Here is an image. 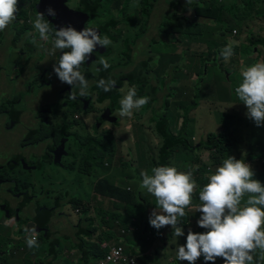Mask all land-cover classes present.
<instances>
[{
    "label": "rangeland",
    "instance_id": "1",
    "mask_svg": "<svg viewBox=\"0 0 264 264\" xmlns=\"http://www.w3.org/2000/svg\"><path fill=\"white\" fill-rule=\"evenodd\" d=\"M65 1L70 11L78 12L83 0ZM79 1H81L80 4ZM173 1L177 0L167 3L164 0L153 1L156 10L149 22L147 32L138 40L137 37L142 32L141 23L145 20V10L140 0H104L103 8L97 17L93 18L92 14H87L90 16V22L85 27H94L97 30L102 28L101 31L98 30L99 34L107 35L112 44L106 48L107 54L100 55L93 52V59L84 63L81 71L88 81L89 95L82 99H77V96L73 99L70 94L71 86L61 83L53 70V65L59 60L60 51L53 49L51 36L47 42L41 41L33 29L32 21L36 16L34 9L39 0H19L20 11L16 20L9 25L6 32L0 31V171H2L0 172V202L13 205L17 200L24 198L23 196H27V191L22 188L27 182L26 185L31 190L28 191V194L32 200L22 209L23 214H26L31 208L32 210L37 207L42 209L48 205L54 207L59 201L62 203L57 208L54 218L57 219L60 214L66 213L68 219L75 220L76 213L68 201L70 195L66 196L67 192L70 191L71 195L87 192V196L84 198H89L93 191L92 187H94V184L91 187L88 177L77 173L80 172L77 168H80L85 160L83 153H80L76 159L73 157V153L78 149L75 141L78 134L82 137L91 136L102 140V150H104L105 156L100 157L96 165V171L100 172L101 176L105 174L101 172L104 167L102 163L111 159L112 147L115 146L116 153L111 159L112 163L108 162L111 165L109 169L112 171L109 177L111 183H115L124 176V171H129L130 174L138 178L139 172L147 165L149 166L153 156L154 167L166 165V160L173 156L174 160L171 166L181 172L192 171L198 185L194 190L192 203L195 204L199 201V192L208 182L207 175L214 172L219 165L213 158L214 151L205 147V144H208L207 135L210 132H218L217 130L224 125L223 113H227L228 108L223 105L218 106V104L224 103L233 107L232 103L236 99L235 88L243 79L242 69L264 61V0H252L250 3L246 0H235L233 5V0H192L193 2H203L205 5H201L212 7L214 10L222 9V12L218 14L220 16L216 15V20H220L195 17L191 7L186 8L185 11L183 8H179L176 15H183L188 19V22L185 23L181 35L174 32L164 34L170 38V42H168L160 31V25L163 19H171L167 17L166 13L169 12ZM180 1L186 3V0ZM33 3H35L34 7ZM124 3H127V14L132 16L124 18V20L132 19L133 23L130 26L119 25ZM29 4L31 5L28 6ZM75 5H79L78 9L75 8ZM24 12L27 18L20 16ZM186 14L187 16H185ZM112 21L119 22V27L118 25L107 26ZM194 24L198 26L190 27ZM202 26H205L206 31L203 32ZM233 29L238 31L235 37H231ZM33 37L36 38V44L32 43ZM239 37L242 41H246L247 45L240 44ZM155 42L158 44H154ZM209 42H213L214 45L210 46ZM228 44L239 47V49L229 61L225 62L220 57L219 49ZM130 48H133V60L129 56ZM241 50H244L243 57L238 55ZM210 53L212 57L208 60ZM101 57L107 59L110 64L109 70L125 69L126 67V71H135L139 63L148 62L147 68L142 66L138 71L143 76H149L150 80L155 77L152 83L155 85L154 91L156 87L158 88L156 99H150L149 103L139 111H135L131 118L118 117V110H116L111 113L112 119L109 122L103 120L99 124V119L109 112L111 106L109 100L100 101L96 94L97 89L93 88L94 78H97L102 66L99 64ZM221 64L224 66L221 67ZM218 80L221 82H217ZM227 81L229 82L227 83ZM121 85L120 88L114 89L120 99L127 91V87L135 86L138 95L143 92L140 81L134 84L124 81ZM164 85H168V88L165 89ZM74 91L78 95L79 86H76ZM179 91L182 93L180 94ZM195 100L198 101L197 106L188 111L187 134L185 131V137L191 138L192 141H188L186 146L181 145L178 151L165 150L166 141L159 133L160 118L158 113H163L172 121V124L166 122L165 125L177 134L182 130L184 122V116L181 115L185 110L182 109ZM57 101L62 103L61 110L55 114L44 113L47 121L43 124L41 121L42 108ZM68 102L72 104H68ZM233 109L237 111L236 115L240 113V109L245 112L236 121V134L242 141L233 150L232 156L250 164L255 173L253 178L256 179L258 175L257 180L264 185V158L251 160L247 156L248 147L255 143L256 137L261 136V143H264V126H257L252 119L246 116L247 108L244 103H239V107ZM140 125L144 127H140ZM101 126L103 127L100 132L94 131ZM122 126L129 127V132L121 130L116 132V128ZM29 130L33 131L29 133ZM92 134H96V136ZM64 137H69L72 141L62 144L61 141ZM79 141L83 142L84 140L80 139ZM249 142L250 144H248ZM240 144L241 148H239ZM188 149L192 150L189 155H187ZM164 150L166 155L163 157ZM64 151V155L61 156ZM58 156L61 157L56 158ZM7 160H18L17 162L21 165H16V167L19 170H22V163L25 162L42 163L46 168L43 173L37 171L31 174L30 178L24 179L18 170L12 171V167L6 170L3 168L2 163L5 164ZM26 172L27 170L23 171L24 174ZM202 176H204V184H200L198 181ZM16 184H18L17 187H15ZM130 184L131 182L126 186H130ZM144 195L142 197H147L146 192ZM115 202L117 201L114 200ZM133 211L136 210L133 209ZM11 214H13L11 221L15 223L19 215L15 211H12ZM6 216V209L0 203V218L5 219ZM20 217L22 216L20 215ZM196 217H200V214L188 216L185 226H188L192 222L191 220ZM182 221L183 218L180 222ZM25 224L28 225L29 230L35 229L34 235L38 239L39 232L36 231L38 227L36 223L28 224L26 221ZM150 227L151 229H149ZM23 228L26 229L27 226L25 225ZM145 228L148 229L147 232H145ZM163 228L166 230L155 238L153 233L157 229L148 223H143V228L139 225L131 226L126 237L124 230V232H118L119 235L112 240L120 242L124 248L135 249L136 256H138L137 264H189L187 261H179L176 258V251L180 246L177 241L182 238L183 241H186L189 229L182 227L184 235L173 237L171 226ZM49 229L51 240L55 241L58 236L62 235V231L73 232V229L61 230L54 225H51ZM196 229H200V227L191 230ZM20 230L19 224L12 228H2L0 229V239H6V244L9 245L12 243V235H20ZM165 232L167 233L165 234ZM44 234H48V230ZM162 236L164 237L161 238ZM128 237H130L132 245L128 241ZM158 238H161L160 243ZM134 242L151 244V256L147 261L138 253L139 249L133 247ZM38 244H40V248L35 250L34 255L39 264H61L67 260L59 252L52 255L49 243L39 240ZM136 245L139 246V244ZM139 247L142 250L146 249L143 245ZM68 250L70 254H73L70 246H68ZM146 257L148 258V256ZM74 258H77L75 254ZM258 258L259 255L256 254L255 260ZM195 264H206L203 256Z\"/></svg>",
    "mask_w": 264,
    "mask_h": 264
},
{
    "label": "clouds",
    "instance_id": "2",
    "mask_svg": "<svg viewBox=\"0 0 264 264\" xmlns=\"http://www.w3.org/2000/svg\"><path fill=\"white\" fill-rule=\"evenodd\" d=\"M186 3L191 5L192 0H186ZM19 11V0H0V31H5L16 20ZM46 14L51 17L57 15L56 10L49 6L44 12H37L32 25L41 41L47 42L51 36L53 49L61 53L53 70L61 83L71 86L73 99L77 96L76 86H79L78 95L87 97L89 85L81 68L98 47L106 49L112 41L107 35L101 36L94 27H83L79 31L71 24L53 27L45 19ZM193 14L195 16V12ZM32 43H37L35 37ZM219 54L225 62L229 61L234 55L233 45H226ZM99 64L105 70L110 67L104 57L99 59ZM241 76L242 82L235 88V93L247 108L246 116L257 126H264V61L242 69ZM115 85V80L110 78L97 82V87L105 92L111 91ZM150 99L149 96H138L135 86L127 87L119 101L117 116L131 118ZM254 175L250 164L233 156H228L207 175L208 182L200 190V204L195 208L200 213L198 226L207 231L188 230L186 243L176 251L179 261L195 264L203 256L206 264H214L217 258H223L224 264H257V252L264 260V185L254 179ZM141 177L139 189L156 198L158 211L151 212L150 226L157 230L171 226L175 237L183 236L180 221L186 216V209L198 187L192 171L181 172L174 166L162 165L151 168V174L142 172ZM25 231L28 233L27 246L38 247L35 229ZM111 243L109 241L113 246Z\"/></svg>",
    "mask_w": 264,
    "mask_h": 264
},
{
    "label": "trees",
    "instance_id": "3",
    "mask_svg": "<svg viewBox=\"0 0 264 264\" xmlns=\"http://www.w3.org/2000/svg\"><path fill=\"white\" fill-rule=\"evenodd\" d=\"M119 1V0H116ZM143 8H144V16H145V20L141 23V30L142 32L138 35L137 40L140 39L141 37H143L145 35V33L148 30V25L149 22L153 16L154 10L155 9V2H153L154 0H140ZM172 0H164L165 3L170 2ZM247 2H251L252 0H246ZM235 3V2H234ZM147 4V5H146ZM203 2H193L191 5H188L187 3H184L183 1H173L171 8L169 7V12L166 13L167 17L171 18V19H163L161 25H160V31L163 35V37L165 38V40H167L168 42H170V38L168 36H165L164 34L166 33H172L174 32L177 35H181L183 29L185 28V23L188 22V19H186L183 15H176L178 13L179 8H183V10L185 11L186 8L191 7L193 8L192 11L195 12V17H200V18H204V19H211L213 18L215 21H219L216 20V15H218L219 13H221L222 9H212V7H205ZM31 4H29L28 6H30ZM35 3L32 4V6L34 7ZM104 5V0H83L82 1V6L81 9L84 11H88V13L92 14L93 18L97 17L100 13V11L102 10ZM127 3H124L123 8H122V14L121 17L119 18V20L121 21L120 24L117 21H112L111 23H108L107 26H116V25H126V26H130L133 21L131 18H127L124 20L125 17H132L131 15L127 14ZM173 13V14H172ZM22 18H27L26 13L24 12L22 15H20ZM187 16V14L185 15ZM220 16V15H218ZM200 24V23H197ZM118 25V27H119ZM201 25V24H200ZM196 24L191 25L190 27L196 28ZM112 28V27H111ZM203 28V32L206 31L205 26H202ZM98 30H102V28H99ZM170 30V31H169ZM236 29H233V31ZM232 31V32H233ZM237 31V30H236ZM3 32H6L3 31ZM99 32V31H98ZM238 32V31H237ZM154 44H158V42H155ZM210 46H213L214 43L213 42H209L208 43ZM239 47H233L234 53L238 52ZM220 50V49H219ZM108 52L104 53L107 54ZM101 54V55H104ZM132 54H133V48L129 49V56L132 58ZM214 54V53H213ZM212 57V54L210 53L208 60H210ZM88 61H86L85 63H87ZM147 63L148 62H142L139 63L136 68L135 71H126V67L125 69H121V68H116V69H103V67L101 66L99 69V75L97 76V78H94L95 81V85H93V88L97 89L96 94L99 96V100L100 101H105V100H109L111 102V106L109 108V112L104 114V116H102L99 119V124L103 121V120H107V122H109L112 118V112L118 110V101L120 99L119 94L117 93V91H115L114 89H118L120 88L122 85L121 83L124 81H129L131 82V84L137 83V82H141L142 83V87H143V92L141 94H139L138 96H149L151 99H156L155 95L156 92L158 90V88L156 87L155 89V85L152 83L153 79H149V76H143L138 69L141 68L142 66H145L147 68ZM224 66V64H221V67ZM119 69V70H117ZM113 79L116 82V85L114 88H112L111 91L105 92L102 88L97 87V82L100 79ZM167 83V82H166ZM165 83V84H166ZM165 89L168 88V85H164ZM180 94L182 93V91H179ZM83 97H80L79 95H77V99H82ZM197 100L192 101L191 104L185 106L182 110H185L184 113H182L181 116H184V122H183V126H182V130L175 134L173 133L172 130L169 129V126L165 125L166 122H170L172 124V121L169 120V118L167 116H165L163 113H158V117L160 118V125H159V133L160 135L165 139L166 141V146L165 150L169 149L171 152L174 151H178L181 145L186 146L188 141H192L191 138H186L185 137V131L187 134V124H188V111L191 109H194L197 106ZM68 104H72L70 102H68ZM62 108V103L60 101H57L56 103L50 105V106H45L44 109L46 110V112H51V114H55L58 113ZM174 114H176V112L173 109ZM111 114V115H110ZM92 116V115H91ZM238 118H236L233 114H229V113H223V120H224V131L221 132H210L207 135V139H208V144H205V147L208 150H213L214 151V159L216 161L217 164H221V162L226 159L228 156L231 155V153L233 152L234 149H236L240 143V138L238 137V135L236 134V129H235V124H236V120ZM255 123V122H254ZM103 126L99 127L98 129H93L95 132H100V130L102 129ZM93 136H96V134H92ZM255 135V132H254ZM30 136V135H29ZM261 136L256 137V141L254 144H250V142L248 144V158L251 160L257 159V158H264V143H261ZM83 139V142H80L79 140ZM68 141H72L71 138L69 137H64L62 139V144H65ZM76 141V146H77V154L78 153H83L85 156V160L83 162V165L78 169L80 172V175L83 176H87V177H93V175H96V165L98 164V159L100 157L105 156V152L104 150H102V140L100 141V139H98L97 137H91V136H87V137H82L80 134H78V138L75 139ZM241 147V144H240ZM163 151L162 156L164 157L166 155V151ZM192 150L188 149V154H190ZM116 153V148L115 146L112 147V151H111V156L110 158H114ZM64 154V152H63ZM62 154V155H63ZM186 155V156H187ZM111 159L108 162H111ZM106 162L102 163V166H104ZM112 163V162H111ZM37 170L39 173H41L43 171V169L45 168V164H37ZM24 166H27L24 164ZM11 169L13 170H17L18 167H16V164L11 163ZM108 168L105 167L104 170H107ZM202 169V168H201ZM26 170V168L24 169ZM31 173H33V171H30ZM260 177L263 179V176ZM259 176H256V179H258ZM200 184H204V176L200 177L198 179ZM109 183L111 184V182L109 181ZM28 184L27 182L24 183V185L22 186L24 191H27V196H23L24 198L17 200L16 202H14V205L12 204H8V203H2V205L4 206V208L7 210L6 213L8 215V217L10 218L11 216V212L12 211H22L23 208H25L28 204V202L30 200H32L29 196V192L31 191L30 188H28ZM30 184V183H29ZM110 184H108L107 181H100L97 183L96 185V191L101 194L102 197L106 196V197H115V198H121L122 200H124L127 204H130V199L129 198H125L121 195V193H126L122 190L121 187L118 186H111ZM18 184H16L15 187H17ZM21 185V183H20ZM69 202L71 203L74 211L76 214L80 213L81 216L86 217V219L88 220L87 222V226L88 228L85 227V229H80L79 231H77V236L79 233L81 232H88L91 231L92 233H94L97 229L94 220L92 217H90L87 213V211L91 210L90 207V202L84 200L81 197H77L76 195H71L70 192H67L66 196H69ZM59 199V198H58ZM56 199V200H58ZM66 201V200H65ZM64 202V201H63ZM62 202L59 203V201H57L56 206H59ZM42 206V205H41ZM129 207V212H131L134 209L133 205H128ZM35 214L33 215V217L30 219L32 220V222L36 223V224H41L42 225V229L38 231L39 232V240H41V242H47L49 243V249H50V253L52 255H56L59 252V249H57L56 245H55V240H51V234H50V229H47L45 227H47V223L48 221L53 217L54 214V210L52 208L51 205H48L46 207H42V209H39L37 207V209L34 210ZM11 219L6 220V222L8 223ZM15 222H18V224L21 226V230H20V235L22 236V239L25 237L26 235V231L23 228V226H27L26 221L21 220L20 218H18V220H16ZM139 223V226L143 228V224L142 222H136L133 223L129 218H128V211H126L123 214H116L114 217L111 218L110 223L108 224V230L105 231V236H108V239L111 241L114 236L118 233V229H124L125 230V234L124 236L126 237V233L129 230V228L131 227V225H136ZM182 223V222H180ZM7 225V224H6ZM137 226V225H136ZM125 227L127 228V231L125 229ZM49 228V227H48ZM48 230V234H44L45 231ZM207 231V229L201 228L199 230V232H205ZM101 235H104V231L102 232ZM22 239L20 241L17 240H11L12 244H11V251L14 252V248L13 246H15V250L20 252L22 251L21 248L23 246V241ZM66 240L69 241V238L67 237L65 239V241L63 240L62 242V246L64 247V243H66ZM130 240V237H128V241ZM6 239H0V249L1 250H8L9 251V245L6 244ZM59 239L56 241L59 243ZM117 245H122V244H117ZM72 246V245H71ZM75 247V245H74ZM68 248V246H67ZM78 248L80 249L81 252H86L85 253V259L82 261V263L84 264V262H86V264H94L96 262V259H99L103 256H105L108 251L107 249L105 250H101L99 247H94V246H90V247H85L83 245V241L79 243ZM131 249L129 247L125 248V251L127 254H131L128 252V250ZM132 252H136L135 249H133ZM89 256H88V255ZM257 254L259 255V252H257ZM0 264H6L5 260H3V257H0ZM208 264H212V262H208ZM214 264H224L223 258H217L214 262ZM264 264V262L262 263Z\"/></svg>",
    "mask_w": 264,
    "mask_h": 264
},
{
    "label": "crops",
    "instance_id": "4",
    "mask_svg": "<svg viewBox=\"0 0 264 264\" xmlns=\"http://www.w3.org/2000/svg\"><path fill=\"white\" fill-rule=\"evenodd\" d=\"M234 2H235V0H233L232 5ZM238 40L240 41V44L244 43V45H247L246 41L241 40V37H239ZM243 53H244V50H241L238 55L243 57ZM217 82H221V81L218 80ZM228 82L229 81H227V83ZM239 103H243V102H241L239 100L238 96L236 95V99H235L234 103H232V104H234L233 107H230L228 104H224V103H219L218 106L223 105L224 107H227L229 110V111L227 110V113L233 114L236 118H238L239 116L243 115V113L245 112L244 110L240 109V113L238 115H236L237 111H234L233 108L239 107ZM230 109H231V111H230ZM140 127H144V126L140 125ZM119 130L129 132L130 129H129V127L126 128V126H122V127L116 128V132ZM223 130H224V126L221 127V129H218L217 131L221 132ZM126 138H127V140L129 139L127 134H126ZM241 141L242 140H240V143H241ZM159 142L160 141L158 140V144H159ZM243 142L245 143V141H243ZM239 148H241V147H239ZM232 154L233 153H231L230 156H232ZM79 156H80V153H78V154L76 152L73 153L74 159L78 158ZM173 160H174V157L170 156L169 159L166 160V166H171V163L173 162ZM119 162L122 163V161H120V160H119ZM154 165H155V161H154V156H153L150 159L149 166L147 165L146 168L142 169L139 172L138 178H136L135 176L130 174L129 171H124V174H123L124 176L120 177L119 179L117 178L118 180L115 183L110 184L109 183V177H110V174L112 173V171L109 168L111 167V165H109L108 162H106L104 164L102 171H101V172L105 173L104 176H101L100 172L96 171L97 172L96 175H93V177H88L89 182L91 184V187H92V184H94V187H92L93 191H92L91 196L89 198H84L87 196V192H85L84 194L81 193L80 195H76V196L81 197L84 200L90 202L91 210L87 211V213L90 217L93 218L94 223L97 227L96 231L94 233H92L91 231H88L87 233L81 232L77 236V231H79L81 228L85 229V227L87 226V222H88L86 217L81 216L80 213L76 214L75 220H72L71 218L68 219V215L66 213H64V215L60 214V217H58L57 219L54 218L55 215H53V217L48 221L47 227H45V228L49 229L51 225H54L55 227H58L61 230L73 229V232L72 231H68V232L62 231L61 232L62 235L58 236V238H57V240L58 239L60 240L59 243L56 242L57 240L55 241V245H56L57 249H59V253L63 254L64 259H67V260H64L63 263L61 262V264H75V263L83 264L82 261L85 259L84 256H85L86 252H84V251L81 252L80 249L78 248L79 243L82 241H83V245L85 247L94 246V247H99L101 250L107 249V248H103V246H104V244H109L110 240L108 239V236H105V231L108 230V224L110 223L111 218L114 217L116 214H123L126 211H128V218L133 223L142 222V224L143 223L149 224V216H150L151 212L153 210L158 211L157 206L155 204L156 198L153 195L149 194L146 190L141 191L139 189V183L142 179L141 173L142 172H148L149 174H151L150 168L154 167ZM105 167H107L108 169L104 170ZM25 168H26L27 172H26V176L24 177V179L30 178L31 174L36 173L38 171L37 170L38 168L36 166H30V167L24 166V169ZM45 168L43 169V171L41 173H43L45 171ZM63 168H66V167H63ZM77 169H79V168H77ZM30 171H33V173H31ZM77 173H79V172H77ZM81 176H83V175H81ZM85 177H87V176H85ZM100 181H107L108 184H110L111 186L115 185V186L121 187L124 192L128 193V194L121 193V195L125 198L130 199V204L134 206V209L136 211L132 210L131 212H129L128 205H130V204H127L121 198L106 197V196L102 197L101 194H99L95 188L97 183ZM130 182H131L130 186H126V184L130 183ZM145 192L147 193V197H142V196H145L144 195ZM95 198H96V200H94ZM114 200H116L117 202L114 203ZM110 203H111V205H109ZM199 204H200V201L196 202L195 204L191 203V205L186 209L187 214L185 217H183V221L179 226L184 227L185 229H186V227L188 229H193V228L195 229V228L199 227L197 224L199 217L194 218L193 220H191L192 222H190L188 226H185L186 225L185 220L188 218V216L200 214L198 211H195V208ZM13 205H14V203H13ZM55 212H56V210H55ZM17 214L19 215V217H17V218H20L23 221H28V224L34 223V222H32V220H30L33 217V215L35 214V211L32 210V208L30 210H28V212L26 214H23L22 211H17ZM20 215L22 217H20ZM12 218H13V214H11L10 218L8 217V215L6 216L5 219L0 218V229L6 228V227L12 228L13 226L17 225L18 222L12 223L11 220L8 223L6 222V220L12 219ZM36 225L38 226L36 231H38V228L42 227V225L41 224H36ZM136 225H139V223ZM131 226H135V225H131ZM86 228H88V227H86ZM127 228L128 227H125L126 231H127ZM26 229H28V225H27ZM149 229H151V227ZM161 229H159L155 233H153L155 238L157 236H159L160 234H162L166 230V228H161ZM200 229H201V227H200ZM200 229H196V230H192V231L193 232H199ZM39 230H40V228H39ZM103 231H104V235H101ZM120 231L124 232V229H118V232H120ZM147 231H148V229L145 228V232H147ZM167 232H165V234ZM69 233H71V234L69 235ZM26 235H28V234H26ZM26 235L23 239H22V236L19 234H14L11 237L12 240H17V241H20L22 239V241L24 243H23V246L21 248V250H22L21 252H18L15 250L16 245L13 246L14 252H12L11 247H10L12 243H9V251L0 249V257H3V260H5L6 264H27V263L39 264L36 261L34 252L37 248H40V244L38 247L29 248L26 244ZM118 235L119 234L117 233L114 236V239ZM67 237L69 238V241L66 240V243H64V247H63L62 241L63 240L65 241V239ZM163 237L164 236H162L161 238H163ZM173 237H174V235H173ZM161 238H158L159 243L161 241ZM37 240L39 242V237ZM111 241L113 242V240H111ZM129 241L131 242V239ZM182 242L184 244L186 243V241H183V238H182V240L177 241V244L182 245ZM113 243L114 244H120V242H113ZM173 243H176V242L173 241ZM136 244H139V246L143 245L146 247V249L142 250V248H140ZM74 245H75V247H74ZM131 245H132V242H131ZM133 245H134L133 246L134 248L139 249L138 253H140L143 256L144 260L147 261L149 259V257L151 256V244L148 243L147 245H145L143 242H134ZM67 246L71 247V251H73V254L69 253ZM107 251H108V249H107ZM132 251H133V248L128 250V252L132 253V255H136L137 252H132ZM74 254L77 256L76 259L74 258ZM23 255H24V258H22ZM146 256H148V258ZM256 262H257V264H262L264 262V260L260 259V257H259L256 260ZM84 264H86V262H84Z\"/></svg>",
    "mask_w": 264,
    "mask_h": 264
},
{
    "label": "water",
    "instance_id": "5",
    "mask_svg": "<svg viewBox=\"0 0 264 264\" xmlns=\"http://www.w3.org/2000/svg\"><path fill=\"white\" fill-rule=\"evenodd\" d=\"M65 0H39L37 7L34 11L37 14L38 11L44 12L46 8L51 6L56 10L57 15L55 17L45 15V19L50 21L53 27L71 24L78 31L81 30L82 24L88 20L83 12L70 11L66 6ZM98 54H104L107 49L98 47L95 51ZM91 59L93 57L91 56ZM42 229V227H40Z\"/></svg>",
    "mask_w": 264,
    "mask_h": 264
},
{
    "label": "built area",
    "instance_id": "6",
    "mask_svg": "<svg viewBox=\"0 0 264 264\" xmlns=\"http://www.w3.org/2000/svg\"><path fill=\"white\" fill-rule=\"evenodd\" d=\"M233 34L236 35L237 31L234 30ZM103 247L108 248V253L96 259L94 264H137L138 262V256L127 254L122 245L111 246L104 244Z\"/></svg>",
    "mask_w": 264,
    "mask_h": 264
},
{
    "label": "flooded vegetation",
    "instance_id": "7",
    "mask_svg": "<svg viewBox=\"0 0 264 264\" xmlns=\"http://www.w3.org/2000/svg\"><path fill=\"white\" fill-rule=\"evenodd\" d=\"M80 2L81 1H79L78 3L80 4ZM78 7H79V5H75V8H77L78 9ZM78 11H80V12H83L84 14H85V17L87 16L88 17V20L86 21V22H84V24H82V27H85V26H88L89 25V22H90V16H88L87 14H89L88 13V11H84V10H82L81 8L80 9H78ZM35 12V11H34ZM6 36H8V35H6ZM13 42V41H12ZM89 60H92L91 58L89 59ZM43 110H41L42 111V113H41V121H42V123L43 124H45V122L47 121V118H45L44 117V113H46V110L44 109V108H42ZM18 119V118H17ZM33 130H29V133L30 132H32ZM18 160H14V161H11V160H7L6 161V163L4 164V163H2V165H3V168L6 170V169H9L10 167H11V163H14V164H16V165H21V164H19V162H17ZM25 164V163H24ZM24 164L22 163V170H19V169H17L20 173H21V177H25L26 176V173L24 174L23 173V171H24ZM30 167V166H36L37 167V165L35 164V163H28L27 162V167ZM0 172H2V171H0ZM0 203H5V202H0ZM2 207L4 208V206L2 205ZM52 208H53V210H54V214H55V210H57V206H52Z\"/></svg>",
    "mask_w": 264,
    "mask_h": 264
}]
</instances>
